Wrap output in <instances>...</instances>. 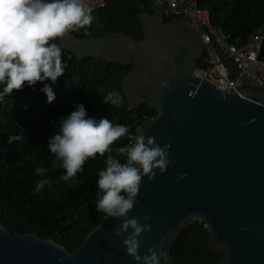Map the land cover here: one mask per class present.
<instances>
[{
  "label": "water",
  "instance_id": "water-1",
  "mask_svg": "<svg viewBox=\"0 0 264 264\" xmlns=\"http://www.w3.org/2000/svg\"><path fill=\"white\" fill-rule=\"evenodd\" d=\"M138 15L144 39L124 32L57 39L62 50L103 57L132 68L121 87L129 110L144 103L158 114L135 136L170 144L175 161L153 180L143 177L130 217H151L140 254L148 248L167 264L171 239L183 223L198 217L209 226L204 245L223 258L211 264H264V90L253 86L225 90L196 74L206 45L188 19L165 21L152 5ZM187 173L183 180H177ZM197 221V220H196ZM192 221L190 223H193ZM121 219L102 218L74 251L33 233H13L0 223V264H137L114 235ZM190 239V235L188 236Z\"/></svg>",
  "mask_w": 264,
  "mask_h": 264
},
{
  "label": "trees",
  "instance_id": "trees-1",
  "mask_svg": "<svg viewBox=\"0 0 264 264\" xmlns=\"http://www.w3.org/2000/svg\"><path fill=\"white\" fill-rule=\"evenodd\" d=\"M198 4L210 12L212 25L221 27L233 43L245 42L257 27L264 26V0H198ZM141 5L153 12L150 0H112L106 7L92 12L95 19L87 28L90 35L84 29L71 33L89 38L120 31L142 40L143 26L138 17L144 11ZM207 56L206 48L196 62L199 68L209 65ZM261 58L264 59V45ZM221 59L229 63L223 55ZM62 60L67 68L53 85L56 99L52 103L46 102V95L40 91L43 84L39 82L35 90L25 86L0 101V223L13 233H33L74 251L105 216L95 208L98 173L106 167L109 153L90 158L84 172L78 173L74 180L56 183L65 170L54 163L47 142L58 130L57 121L73 111L75 105L83 103L89 116L128 126L130 135L112 145L114 151L110 154L115 156V150L128 145L139 127L158 112L148 103L135 110L128 109L121 82L132 66L126 68L103 57L78 59L66 50H62ZM108 92L119 94V107L102 103ZM13 135L21 139L10 144L8 140ZM38 166L47 168L46 178L53 181L51 188L46 187L41 194L34 191L41 179L34 174ZM209 236L200 220L186 223L170 241L167 264H211L221 260V253L204 245Z\"/></svg>",
  "mask_w": 264,
  "mask_h": 264
},
{
  "label": "clouds",
  "instance_id": "clouds-1",
  "mask_svg": "<svg viewBox=\"0 0 264 264\" xmlns=\"http://www.w3.org/2000/svg\"><path fill=\"white\" fill-rule=\"evenodd\" d=\"M95 17L92 9L82 0H0V101L25 86L35 90L37 82L46 95V102L56 99L53 85L65 74L67 64L62 60V49L55 42L69 32L91 27ZM102 103L120 106L119 94L108 92ZM57 129L49 137L48 151L55 157L54 163L65 171L56 183L70 182L84 165L97 155L104 157L106 167L99 171L98 199L95 211L105 218L121 219L114 235L122 239L126 253L137 264H160L161 253L148 248V254H140L142 234L150 233L151 217L144 215L141 224L130 212L139 203L137 200L143 177L153 180L157 173L163 174L175 161L170 158V144L160 145L153 136L140 134L133 142L114 150L112 145L130 135L123 124H113L108 118L89 116L83 103L59 118ZM13 135L8 143L20 140ZM123 161V162H122ZM48 169L36 167L34 174L41 177L34 191L41 194L51 188L53 181L46 178ZM187 173L178 175L183 180Z\"/></svg>",
  "mask_w": 264,
  "mask_h": 264
},
{
  "label": "built area",
  "instance_id": "built-area-1",
  "mask_svg": "<svg viewBox=\"0 0 264 264\" xmlns=\"http://www.w3.org/2000/svg\"><path fill=\"white\" fill-rule=\"evenodd\" d=\"M111 1L82 0L92 12L106 7ZM150 1L163 11L164 18L188 19L199 32L208 49L206 61L209 65L206 68L198 67L196 74L209 78L217 87L225 90H233L234 87L241 90L250 86L264 90V59L261 58L264 26L257 27L245 42L233 43L230 35L221 27L212 25L210 12L201 8L198 0ZM221 55L229 61L228 64L221 59ZM200 221L210 231L206 222Z\"/></svg>",
  "mask_w": 264,
  "mask_h": 264
},
{
  "label": "rangeland",
  "instance_id": "rangeland-1",
  "mask_svg": "<svg viewBox=\"0 0 264 264\" xmlns=\"http://www.w3.org/2000/svg\"><path fill=\"white\" fill-rule=\"evenodd\" d=\"M196 220H200V218H198V217L190 218V219H188V221H186L185 223H183L182 226L185 225V224L188 223V222L190 223V222H192V221H196ZM182 226H181V227H182Z\"/></svg>",
  "mask_w": 264,
  "mask_h": 264
},
{
  "label": "flooded vegetation",
  "instance_id": "flooded-vegetation-1",
  "mask_svg": "<svg viewBox=\"0 0 264 264\" xmlns=\"http://www.w3.org/2000/svg\"><path fill=\"white\" fill-rule=\"evenodd\" d=\"M196 232V231H195ZM191 241V240H190Z\"/></svg>",
  "mask_w": 264,
  "mask_h": 264
}]
</instances>
